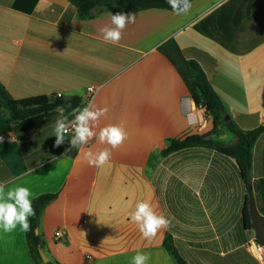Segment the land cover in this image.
<instances>
[{
	"label": "crops",
	"instance_id": "1",
	"mask_svg": "<svg viewBox=\"0 0 264 264\" xmlns=\"http://www.w3.org/2000/svg\"><path fill=\"white\" fill-rule=\"evenodd\" d=\"M14 1L0 0V83L8 95L82 100L86 88H99L91 104L107 112L94 131L119 126L127 136L116 149L95 137L81 150L71 149L70 135L56 147L59 113L14 123L0 108V184L28 187L32 201L57 194L38 226L48 262L129 264L143 252L149 264H175L163 247L170 236L188 264H264L246 248L256 237L242 221L248 187L240 164L203 148L160 156L170 139L213 130L219 140L234 142L195 106L174 66L158 52L169 39L184 59L199 64L240 129L263 125L264 38L259 43V33L237 28L246 43L257 42L233 54L194 29L205 19L243 23L254 0H193L183 15L111 6L97 9L89 20L66 18L68 0H37L29 13L13 9ZM121 12L136 13L135 24L126 25L118 43L104 42L101 29L113 27L111 14ZM105 148L109 161L90 166L85 153ZM251 181L264 219V132L253 147ZM139 202L171 221L150 240L130 221ZM0 264H35L25 233H0Z\"/></svg>",
	"mask_w": 264,
	"mask_h": 264
},
{
	"label": "trees",
	"instance_id": "2",
	"mask_svg": "<svg viewBox=\"0 0 264 264\" xmlns=\"http://www.w3.org/2000/svg\"><path fill=\"white\" fill-rule=\"evenodd\" d=\"M37 0H15L12 8L23 12H32ZM193 0H190L192 2ZM69 5L64 16L81 20L93 18V13L99 8L116 6L123 12H132L145 9H160L172 12L166 0H68ZM264 15V0H254L246 16L247 21L233 19L229 24H217L207 19L194 25V29L201 35L214 40L233 54H244L251 46L245 44V36L236 33L237 28L241 32L259 33V43L264 38V20L259 19ZM240 23V26L238 25ZM259 26L261 29L259 31ZM257 41H251L255 44ZM158 52L169 60L180 76L189 98L195 106L205 109V113L212 117L217 125H222L226 132L234 137L231 144L218 139V132L213 130L202 135H191L184 139H170L166 147L160 152L161 157H167L173 153L190 148H203L212 150L222 156L234 159L242 169L243 180L247 187L251 181V162L253 147L264 132V126L259 125L252 130H242L231 119L227 106L221 101L212 89L207 76L194 60L184 59L176 43L169 39L158 47ZM80 98L78 96L63 97L57 95L36 96L22 100H13L0 83V108L3 109L11 122H21L34 116L57 112L64 108V117H67L79 109ZM57 197L56 193L43 194L32 201L35 216L30 218L31 230L25 233V239L29 253L35 264H44L40 258L38 248L42 247V238L38 233L39 219L45 207ZM245 228H251L248 214V195L245 197V206L242 216ZM163 247L173 259L175 264H188L176 249L170 236L165 237ZM45 264H52L47 262Z\"/></svg>",
	"mask_w": 264,
	"mask_h": 264
},
{
	"label": "clouds",
	"instance_id": "3",
	"mask_svg": "<svg viewBox=\"0 0 264 264\" xmlns=\"http://www.w3.org/2000/svg\"><path fill=\"white\" fill-rule=\"evenodd\" d=\"M172 11L176 15L187 14L192 5L190 0H166ZM136 22V13L111 14V24L113 27L101 29L103 40L106 43H118L121 39L122 31L126 25ZM59 95V94H58ZM93 105L80 109L71 121L63 116L64 108H59L61 117L57 118L54 124L55 146L59 147L65 143V138L72 131V136L68 141L71 149L81 150L94 137L99 144H106L112 149L119 147L127 138L123 128L119 126H108L100 129L97 134L94 131L97 121L104 116L107 109L96 108ZM111 152L105 148L97 153L91 150L85 153V158L90 166L100 168L110 159ZM35 171V169H31ZM32 192L23 185L7 187L0 184V233H12L17 229L23 233L31 230L30 218L35 216L32 206ZM130 221L137 225L139 232L145 239L154 238L158 231L168 228L171 221L163 215L156 214L152 207L145 202H139L135 210L130 214ZM150 255L148 253L137 252L131 257L129 264H149Z\"/></svg>",
	"mask_w": 264,
	"mask_h": 264
},
{
	"label": "water",
	"instance_id": "4",
	"mask_svg": "<svg viewBox=\"0 0 264 264\" xmlns=\"http://www.w3.org/2000/svg\"><path fill=\"white\" fill-rule=\"evenodd\" d=\"M264 126V123H263ZM248 214L251 222V229L255 233L256 241L259 245L264 246V219L258 213L254 198L252 195L251 188L248 187ZM38 252L42 262L45 264L48 262L47 257L45 256L41 247L38 248Z\"/></svg>",
	"mask_w": 264,
	"mask_h": 264
},
{
	"label": "built area",
	"instance_id": "5",
	"mask_svg": "<svg viewBox=\"0 0 264 264\" xmlns=\"http://www.w3.org/2000/svg\"><path fill=\"white\" fill-rule=\"evenodd\" d=\"M99 88L94 87H88L85 90L86 96L80 101L79 109L72 112L70 115H68L66 118L68 121H71L74 116L78 113V111L86 106L89 105V103H92L94 97L97 94V91ZM72 131L69 130L68 135L72 136ZM59 234V232H57ZM247 250L256 257L257 260L263 261L264 260V246H261L256 241V238H254L252 241H249L246 246Z\"/></svg>",
	"mask_w": 264,
	"mask_h": 264
},
{
	"label": "rangeland",
	"instance_id": "6",
	"mask_svg": "<svg viewBox=\"0 0 264 264\" xmlns=\"http://www.w3.org/2000/svg\"><path fill=\"white\" fill-rule=\"evenodd\" d=\"M261 20H264V15L259 19V22H261ZM260 29H261V26H259V31H260ZM245 44H248L247 46L253 45V44H250V43H245ZM228 137L234 140V137L231 134H228ZM65 140L66 141L69 140V136L68 135L66 136Z\"/></svg>",
	"mask_w": 264,
	"mask_h": 264
}]
</instances>
